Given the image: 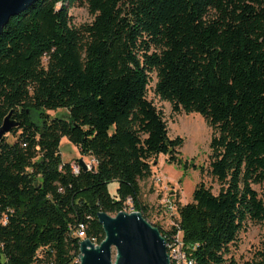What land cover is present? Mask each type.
<instances>
[{"label": "trees", "instance_id": "obj_1", "mask_svg": "<svg viewBox=\"0 0 264 264\" xmlns=\"http://www.w3.org/2000/svg\"><path fill=\"white\" fill-rule=\"evenodd\" d=\"M75 6L90 24H71ZM153 73L156 97L213 130L218 190L200 182L169 230L150 224L166 244L180 233L193 264H226L246 223H264V0H34L0 33V126L18 123L0 138V264H76L74 229L99 244L97 214L127 202L146 220L151 161L189 166L147 99ZM62 138L90 170L73 173ZM246 264H264V241Z\"/></svg>", "mask_w": 264, "mask_h": 264}, {"label": "rangeland", "instance_id": "obj_2", "mask_svg": "<svg viewBox=\"0 0 264 264\" xmlns=\"http://www.w3.org/2000/svg\"><path fill=\"white\" fill-rule=\"evenodd\" d=\"M71 24L79 27L90 24L93 20L86 6H75L69 9ZM156 83L155 74L150 75L147 91V99L162 113L167 123L168 137L174 139L180 137L184 144L180 150L179 157L189 166L184 168L168 164L165 157L160 155L151 161V176L139 182L141 190V203L147 208L146 221L156 224L163 230H169L177 223V208L191 202L192 194L196 185L202 182L207 187H212L217 193L218 185L214 182L208 172V156L210 154L209 143L213 130L206 124L205 120L196 113L175 114L169 103L161 101L154 94ZM51 118H64L67 111L59 109L48 111ZM12 140L11 137H9ZM59 153L65 163L77 165L76 161L82 157L78 150L66 138H62L59 145ZM83 159V158H82ZM86 165L94 164L92 159H83ZM202 170V172H201ZM261 199H264V183L253 187ZM116 183L108 186L109 193L114 195ZM168 201L171 211H166L164 204ZM264 241V223L255 224L250 221L246 223L245 230L238 234L235 244L230 246V254L227 256L226 264L248 263L255 249Z\"/></svg>", "mask_w": 264, "mask_h": 264}, {"label": "water", "instance_id": "obj_3", "mask_svg": "<svg viewBox=\"0 0 264 264\" xmlns=\"http://www.w3.org/2000/svg\"><path fill=\"white\" fill-rule=\"evenodd\" d=\"M34 0H0V33L8 20L25 11ZM10 113L0 126V138L16 128ZM78 165L86 170L82 159ZM97 221L104 238L95 245L90 240L79 242V264H170L166 243L157 227L148 223L140 212H99Z\"/></svg>", "mask_w": 264, "mask_h": 264}, {"label": "built area", "instance_id": "obj_4", "mask_svg": "<svg viewBox=\"0 0 264 264\" xmlns=\"http://www.w3.org/2000/svg\"><path fill=\"white\" fill-rule=\"evenodd\" d=\"M87 169L90 170V165H86ZM73 173L77 174L79 172V166L78 165H72ZM164 208L166 211H171V206H168V201L166 204H164ZM124 212H133L130 202L126 203V206L124 207ZM74 234H76L77 237L81 238V240H84L85 237V226L83 224H79L74 229ZM90 240V239H88ZM93 244L97 245V243L94 242V240H90ZM166 243V242H165ZM167 254L169 257L170 264H193V261L189 259L185 252L182 250V243H181V234L178 233L176 237H174L169 243L166 244ZM79 255V252H78ZM77 258L75 260L76 264H79V259Z\"/></svg>", "mask_w": 264, "mask_h": 264}, {"label": "crops", "instance_id": "obj_5", "mask_svg": "<svg viewBox=\"0 0 264 264\" xmlns=\"http://www.w3.org/2000/svg\"><path fill=\"white\" fill-rule=\"evenodd\" d=\"M140 186V185H139ZM141 191V190H140ZM140 198H141V193H140ZM141 201V200H140ZM144 205V204H143Z\"/></svg>", "mask_w": 264, "mask_h": 264}]
</instances>
